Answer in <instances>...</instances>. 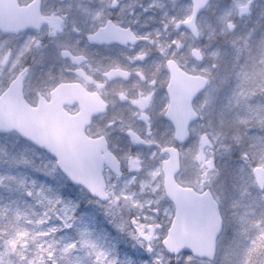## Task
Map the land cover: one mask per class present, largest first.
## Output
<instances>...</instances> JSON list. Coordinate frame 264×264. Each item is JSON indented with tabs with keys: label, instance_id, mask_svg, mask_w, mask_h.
<instances>
[{
	"label": "snow or ice",
	"instance_id": "1",
	"mask_svg": "<svg viewBox=\"0 0 264 264\" xmlns=\"http://www.w3.org/2000/svg\"><path fill=\"white\" fill-rule=\"evenodd\" d=\"M0 145V264H264V0H0Z\"/></svg>",
	"mask_w": 264,
	"mask_h": 264
},
{
	"label": "rangeland",
	"instance_id": "2",
	"mask_svg": "<svg viewBox=\"0 0 264 264\" xmlns=\"http://www.w3.org/2000/svg\"><path fill=\"white\" fill-rule=\"evenodd\" d=\"M6 147V149L7 150H12V151H15V149L14 148H12V146L11 145H9V146H5ZM8 194H6V196H7ZM81 202V201H80ZM99 209L97 208V210H95L93 207H91L90 208V210H89V208H86V209H84V211L83 212H81V213H85V214H88V213H90V217L92 218V220H93V224H94V227L96 228V230H97V232L99 233V234H101V235H103L102 234V231H103V233L105 234V235H107V237H108V239H109V241L111 242V243H114L115 245H116V247L117 248H119V246L117 245V243L118 242H122V241H126L130 246H131V244L127 241V239L122 235V234H120V233H118L117 232V230L112 226V232L110 233V235L108 236V234H107V232L106 231H104V230H102V229H98L99 228V224H100V222L102 221V219L103 218H105L104 217V214H103V212L102 211H98ZM93 211H95V212H93ZM93 215H94V217H93ZM106 219V218H105ZM98 220V221H97ZM123 255V254H122ZM139 256H138V254L136 253V251H135V258H138Z\"/></svg>",
	"mask_w": 264,
	"mask_h": 264
},
{
	"label": "trees",
	"instance_id": "3",
	"mask_svg": "<svg viewBox=\"0 0 264 264\" xmlns=\"http://www.w3.org/2000/svg\"><path fill=\"white\" fill-rule=\"evenodd\" d=\"M87 204V197L81 200V207L85 206Z\"/></svg>",
	"mask_w": 264,
	"mask_h": 264
}]
</instances>
